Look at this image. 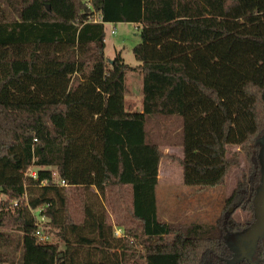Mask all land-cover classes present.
<instances>
[{
	"label": "trees",
	"instance_id": "16d2710c",
	"mask_svg": "<svg viewBox=\"0 0 264 264\" xmlns=\"http://www.w3.org/2000/svg\"><path fill=\"white\" fill-rule=\"evenodd\" d=\"M118 22L138 29L141 112L124 100L132 68L104 55ZM263 135L264 0H0V264H264V237L239 258L230 238L252 220L232 213L252 212ZM173 145L199 189L243 154L213 222L159 217ZM36 209L62 248L34 236Z\"/></svg>",
	"mask_w": 264,
	"mask_h": 264
},
{
	"label": "rangeland",
	"instance_id": "374dc122",
	"mask_svg": "<svg viewBox=\"0 0 264 264\" xmlns=\"http://www.w3.org/2000/svg\"><path fill=\"white\" fill-rule=\"evenodd\" d=\"M111 28L115 30L113 34L110 33ZM104 34L105 58L111 60L119 52L123 61L132 68L125 74V84L129 89V100H138L139 90L141 92V73L139 63L132 53V47L140 42L137 26L129 22L104 23ZM138 105L141 107V101ZM228 149L230 151L237 150L235 147H229ZM163 151L168 156L160 161L159 181L155 189L159 217L168 222H213L220 213L224 198L230 193L241 173L246 170L247 165L243 154L240 153L239 165L228 171L222 185L199 189L182 183L181 167L173 158L181 154V147L177 145L165 146ZM40 164L46 167V165H43L44 163ZM38 167L34 164L30 169L35 171ZM47 167L49 166L47 165ZM261 178L262 174L258 186L261 184ZM6 198L5 195L0 193V202L6 200ZM32 213L39 220L38 209L33 210ZM250 216L252 222L254 217L249 210L236 209L232 213V218L236 222H243ZM46 221L47 219L38 222L39 229L47 236L46 242L57 243L59 248H62V242L58 240L55 231L46 226ZM115 229L119 228H114V234ZM119 230L121 234L122 230ZM241 240V244L245 245L246 248L244 253L249 255L253 245L249 244V240L243 238Z\"/></svg>",
	"mask_w": 264,
	"mask_h": 264
},
{
	"label": "water",
	"instance_id": "95a60500",
	"mask_svg": "<svg viewBox=\"0 0 264 264\" xmlns=\"http://www.w3.org/2000/svg\"><path fill=\"white\" fill-rule=\"evenodd\" d=\"M259 162H260V171L262 174L261 184L257 188V191L252 199V213H253V221L249 225V227L245 231V235H243V239L249 240V243L254 241L256 238L246 237L248 234L263 235L264 234V163H262L261 156L259 154ZM254 237V236H253Z\"/></svg>",
	"mask_w": 264,
	"mask_h": 264
},
{
	"label": "flooded vegetation",
	"instance_id": "af4514ba",
	"mask_svg": "<svg viewBox=\"0 0 264 264\" xmlns=\"http://www.w3.org/2000/svg\"><path fill=\"white\" fill-rule=\"evenodd\" d=\"M258 143H259V154L261 156L262 163H264V135L261 136V138H259ZM249 225L247 226V228L249 227ZM246 229H244L243 231H240L238 233L237 232L236 233H232L230 235V238H231V241H232L231 243H233V245H236L238 247V248H236V251H235L236 252V256H238V258L239 257H242V256L243 257H249V256H251L252 255V252H255V250H257L256 244L259 241V239H261V238L264 237V234L262 236L261 235H257V236L253 235L255 232L252 233V234H248L246 237H250L251 236V238H255V237L256 238L254 239V241H252L251 243H249L250 245H253V247H252V251H250V254L249 255H246L244 253L245 252V249H246L245 248V245H242L241 244V242H242L241 239L243 238V235H245ZM259 251L260 250H258V252L256 253V258L255 259H263L264 260V258H262V256H260Z\"/></svg>",
	"mask_w": 264,
	"mask_h": 264
},
{
	"label": "built area",
	"instance_id": "2783aa9c",
	"mask_svg": "<svg viewBox=\"0 0 264 264\" xmlns=\"http://www.w3.org/2000/svg\"><path fill=\"white\" fill-rule=\"evenodd\" d=\"M95 20H97L96 18H95ZM115 32V30H114V28H111L110 29V33L111 34H113ZM26 174H28L29 176H31L32 178H35L36 177V170L35 171H33V170H31L30 169V167L26 170ZM53 176H54V179H55V181H57V182H59V184L61 185V186H65L66 185V183H65V181L64 180H58V178H57V175H56V172H53ZM13 204H16V201H13ZM44 219H46L45 217H43V216H40L39 217V220H37L36 219V229H35V231H34V236L37 238V240L39 241V242H46L47 241V236L46 235H44L42 232H41V230L39 229V227H38V225H39V221H42V220H44ZM117 230H119V229H115V234L117 235V236H120V230L119 231H117Z\"/></svg>",
	"mask_w": 264,
	"mask_h": 264
},
{
	"label": "crops",
	"instance_id": "0c3cea01",
	"mask_svg": "<svg viewBox=\"0 0 264 264\" xmlns=\"http://www.w3.org/2000/svg\"><path fill=\"white\" fill-rule=\"evenodd\" d=\"M139 88V87H138ZM141 92H140V90H139V95H138V100H129V89H127V91L125 92V94H124V100L126 101V107H128V109L130 110V111H137V112H141L142 111V101H141V96H142V94H140ZM139 101H141V107L138 105L137 106V104L139 103ZM162 150H163V148H162ZM178 156H180V155H178ZM163 159V158H162ZM161 159V160H162ZM160 160V161H161ZM177 162V161H176ZM159 164H160V162H159ZM158 169H159V167H158ZM157 179H158V175H157ZM158 181L159 180H157V184H158ZM120 229V228H119Z\"/></svg>",
	"mask_w": 264,
	"mask_h": 264
}]
</instances>
